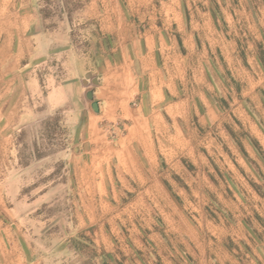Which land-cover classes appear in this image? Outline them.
I'll return each mask as SVG.
<instances>
[{
    "label": "rangeland",
    "instance_id": "1",
    "mask_svg": "<svg viewBox=\"0 0 264 264\" xmlns=\"http://www.w3.org/2000/svg\"><path fill=\"white\" fill-rule=\"evenodd\" d=\"M32 1L58 44L40 82L67 83L83 57L93 96L75 121L43 88L30 100L42 119L0 135V264H264V0H153L152 25L130 16L112 33L83 15L88 0ZM149 32L165 34L160 107L141 63ZM118 99L139 117L121 118ZM140 145L154 150L150 189L134 182Z\"/></svg>",
    "mask_w": 264,
    "mask_h": 264
},
{
    "label": "crops",
    "instance_id": "2",
    "mask_svg": "<svg viewBox=\"0 0 264 264\" xmlns=\"http://www.w3.org/2000/svg\"><path fill=\"white\" fill-rule=\"evenodd\" d=\"M124 1L126 4L123 7V0H88L83 7V15L95 21L101 30L111 33L123 24L127 25L131 23L130 16L140 20V22H145V25L150 26L153 24L155 18L153 0ZM163 6L165 5L163 4ZM163 6L159 8L161 10L159 18L162 24L165 25V7ZM123 8L126 11L125 16L122 13ZM37 9L38 3L32 0H0V135L2 139L9 137L11 127L42 119L39 112L38 114L32 113L30 100L35 96L41 95L43 88L47 90L44 102L50 111H57L72 103L74 109L72 120H79L81 115L82 119L86 120L90 114L87 107L81 101V98L85 97L88 92L84 88L87 80L85 77H81L84 73L82 66L85 59L83 57L73 59L76 73H74L75 76L71 77L67 83L58 85L50 76H44V82H40L38 70H40L39 68L46 62V59L56 50L58 44L55 36L53 37L51 34L42 32L40 28L42 20L38 16ZM128 11H134L135 13L130 14ZM173 24H176L178 31L181 32L179 15H177V19ZM139 38L147 43V51L141 63L145 70L143 72H147L148 74L147 90L151 96V105L153 107L165 106V73L164 71H159L151 59L154 52L160 53L162 57H165V34H151L149 32L143 38L139 35ZM122 39L117 38L119 41ZM167 51L169 53L171 48H168ZM67 52L69 53L70 49ZM118 85L120 86L119 83ZM21 88L26 89V93L23 96L16 92ZM133 90L137 97L139 93L138 84ZM125 95L126 98L131 95L129 91L127 92V88ZM115 105L117 106L115 112L120 113L121 116H119L121 118L136 120L141 112V108L130 109L125 100L118 99ZM98 107L101 108V105L98 104ZM153 115L154 118L158 119L156 114ZM109 118L111 120V117ZM84 135L81 136V138H85L83 142L91 143L93 141L92 138L94 136L90 135L89 130H86ZM151 136L149 132L135 131L133 133V137L138 140L139 144L142 142V139L139 140V138L148 139ZM96 148L97 150L93 151L100 154L101 151L98 147ZM77 151L81 156L87 153L83 147H79ZM137 151L134 157L136 168L134 169L136 177L134 182L136 185H144L148 187L147 189H150L153 185L157 184L154 180L153 167L149 165V163L153 162V147L148 145L143 147L140 145V147H137ZM99 158L104 160L103 157ZM146 163L150 166L149 168ZM86 166L89 168L88 164ZM93 196L95 195H91V197ZM135 200L139 201L140 197H136Z\"/></svg>",
    "mask_w": 264,
    "mask_h": 264
},
{
    "label": "water",
    "instance_id": "3",
    "mask_svg": "<svg viewBox=\"0 0 264 264\" xmlns=\"http://www.w3.org/2000/svg\"><path fill=\"white\" fill-rule=\"evenodd\" d=\"M92 96H93L92 91L87 92V94H86V98H87L88 100H92ZM91 108H92V110H93L94 112H97V111H98L97 103H96V102H92V103H91Z\"/></svg>",
    "mask_w": 264,
    "mask_h": 264
}]
</instances>
